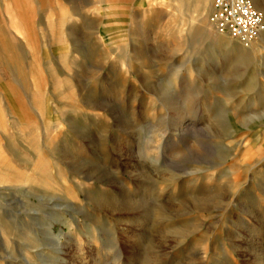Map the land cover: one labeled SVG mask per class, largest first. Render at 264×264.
I'll list each match as a JSON object with an SVG mask.
<instances>
[{
  "label": "rangeland",
  "instance_id": "rangeland-1",
  "mask_svg": "<svg viewBox=\"0 0 264 264\" xmlns=\"http://www.w3.org/2000/svg\"><path fill=\"white\" fill-rule=\"evenodd\" d=\"M213 2L0 0V264H264V33Z\"/></svg>",
  "mask_w": 264,
  "mask_h": 264
},
{
  "label": "built area",
  "instance_id": "built-area-1",
  "mask_svg": "<svg viewBox=\"0 0 264 264\" xmlns=\"http://www.w3.org/2000/svg\"><path fill=\"white\" fill-rule=\"evenodd\" d=\"M210 18L219 32L241 43L264 33V12L252 0H214Z\"/></svg>",
  "mask_w": 264,
  "mask_h": 264
},
{
  "label": "bare ground",
  "instance_id": "bare-ground-1",
  "mask_svg": "<svg viewBox=\"0 0 264 264\" xmlns=\"http://www.w3.org/2000/svg\"><path fill=\"white\" fill-rule=\"evenodd\" d=\"M252 2H253V1H252ZM254 3H255V4H254ZM254 3H253L254 5H256L260 10H262V11L264 12V1H263V2L259 1V2H258L257 0H254ZM260 36H261V35H260ZM260 36H259V37H260ZM259 37H258V38H259ZM262 37H263V36H262ZM263 38H264V37H263ZM256 39H257V38H256ZM251 42H252V41H251ZM251 42H250V43H251ZM245 57H246V56H245ZM242 60H243V59H242Z\"/></svg>",
  "mask_w": 264,
  "mask_h": 264
}]
</instances>
